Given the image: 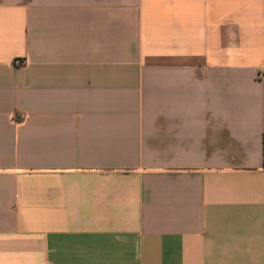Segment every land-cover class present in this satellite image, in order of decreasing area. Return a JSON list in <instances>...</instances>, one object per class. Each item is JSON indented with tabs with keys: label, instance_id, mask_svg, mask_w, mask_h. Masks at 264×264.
Here are the masks:
<instances>
[{
	"label": "crops",
	"instance_id": "obj_1",
	"mask_svg": "<svg viewBox=\"0 0 264 264\" xmlns=\"http://www.w3.org/2000/svg\"><path fill=\"white\" fill-rule=\"evenodd\" d=\"M264 0H0V264H264Z\"/></svg>",
	"mask_w": 264,
	"mask_h": 264
},
{
	"label": "built area",
	"instance_id": "obj_2",
	"mask_svg": "<svg viewBox=\"0 0 264 264\" xmlns=\"http://www.w3.org/2000/svg\"><path fill=\"white\" fill-rule=\"evenodd\" d=\"M258 77H260V79H264V72L258 73Z\"/></svg>",
	"mask_w": 264,
	"mask_h": 264
}]
</instances>
